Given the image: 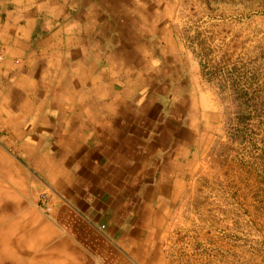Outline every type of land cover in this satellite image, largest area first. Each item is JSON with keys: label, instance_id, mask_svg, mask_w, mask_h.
Here are the masks:
<instances>
[{"label": "crops", "instance_id": "1", "mask_svg": "<svg viewBox=\"0 0 264 264\" xmlns=\"http://www.w3.org/2000/svg\"><path fill=\"white\" fill-rule=\"evenodd\" d=\"M178 0H0V264H162L223 127Z\"/></svg>", "mask_w": 264, "mask_h": 264}, {"label": "rangeland", "instance_id": "2", "mask_svg": "<svg viewBox=\"0 0 264 264\" xmlns=\"http://www.w3.org/2000/svg\"><path fill=\"white\" fill-rule=\"evenodd\" d=\"M223 127L165 230L162 264H264V0H178Z\"/></svg>", "mask_w": 264, "mask_h": 264}]
</instances>
